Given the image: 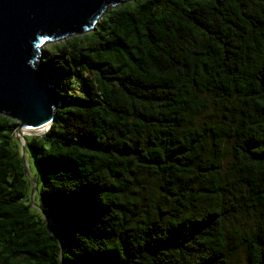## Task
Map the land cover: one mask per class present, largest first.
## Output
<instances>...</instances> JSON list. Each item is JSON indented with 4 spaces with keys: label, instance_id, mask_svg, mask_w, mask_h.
<instances>
[{
    "label": "trees",
    "instance_id": "1",
    "mask_svg": "<svg viewBox=\"0 0 264 264\" xmlns=\"http://www.w3.org/2000/svg\"><path fill=\"white\" fill-rule=\"evenodd\" d=\"M43 51L61 105L25 139L50 228L0 115V264H264V0H131Z\"/></svg>",
    "mask_w": 264,
    "mask_h": 264
},
{
    "label": "water",
    "instance_id": "2",
    "mask_svg": "<svg viewBox=\"0 0 264 264\" xmlns=\"http://www.w3.org/2000/svg\"><path fill=\"white\" fill-rule=\"evenodd\" d=\"M131 0H0V115L19 122L15 137L25 160L24 130L47 132L61 100L54 74L39 60L50 42L89 33L111 8ZM25 171L28 168L25 163ZM37 183L30 200L34 202ZM46 225L50 222L43 209ZM57 236L55 232H51Z\"/></svg>",
    "mask_w": 264,
    "mask_h": 264
},
{
    "label": "rangeland",
    "instance_id": "3",
    "mask_svg": "<svg viewBox=\"0 0 264 264\" xmlns=\"http://www.w3.org/2000/svg\"><path fill=\"white\" fill-rule=\"evenodd\" d=\"M43 49H45V48H43ZM205 118L209 119V116H207ZM43 134H41V135H43ZM41 135L27 134L25 136L30 137V136H41ZM19 147H20V145H19ZM20 150H21V147H20ZM25 160H26L25 161L26 166H27L28 171H29L28 177L32 183L31 194H30V197H31L32 191L35 188V182L36 181L34 179L40 178V169H39L38 165H36L34 162L33 154H31V156L26 154ZM230 160H231L230 146L227 143H225V146H224V163L226 164ZM36 193H37V190H36ZM36 193H35V195H36ZM35 195H34V202H32L33 200H31L32 206L35 209H38L40 211V209L35 206V204H36L35 203ZM37 201L39 202V197H37ZM251 224L252 223H251L250 214H247V213L241 211L240 209L233 208L232 214L230 215L229 221H228L229 229H238V230L240 229L243 231L244 229H248ZM230 264H246V259H245V256H244V253L242 250H240L239 252H237L235 254V256L231 260Z\"/></svg>",
    "mask_w": 264,
    "mask_h": 264
},
{
    "label": "bare ground",
    "instance_id": "4",
    "mask_svg": "<svg viewBox=\"0 0 264 264\" xmlns=\"http://www.w3.org/2000/svg\"><path fill=\"white\" fill-rule=\"evenodd\" d=\"M45 133V130L43 129H36V130H24L21 135L22 138H25V135L27 134H33V135H41Z\"/></svg>",
    "mask_w": 264,
    "mask_h": 264
}]
</instances>
